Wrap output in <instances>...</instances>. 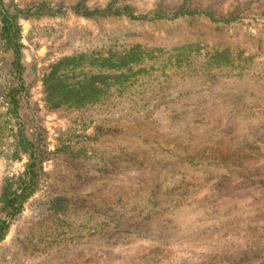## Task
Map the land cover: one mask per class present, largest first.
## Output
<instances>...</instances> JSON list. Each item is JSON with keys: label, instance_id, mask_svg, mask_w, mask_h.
Masks as SVG:
<instances>
[{"label": "rangeland", "instance_id": "1", "mask_svg": "<svg viewBox=\"0 0 264 264\" xmlns=\"http://www.w3.org/2000/svg\"><path fill=\"white\" fill-rule=\"evenodd\" d=\"M3 3L21 77L0 40V191L32 156L36 176L0 264H264V0ZM133 43L157 58L132 84L85 89ZM64 85L87 97L54 106Z\"/></svg>", "mask_w": 264, "mask_h": 264}, {"label": "trees", "instance_id": "2", "mask_svg": "<svg viewBox=\"0 0 264 264\" xmlns=\"http://www.w3.org/2000/svg\"><path fill=\"white\" fill-rule=\"evenodd\" d=\"M92 13L105 16L107 14V11L105 9H94ZM19 36L20 31L18 25L15 23V20L7 13L3 0H0V40L4 42V45H6L13 51V64L14 69L18 74V78L21 77V43L19 40ZM119 49L120 48L113 49L114 51L107 50L100 54L98 63L99 71L94 77V79L96 78L99 86L97 87L95 82H93L92 80V82L85 86V89L89 88V90L92 91L95 89L97 90L98 88L99 90L102 89V91L104 92L110 84L115 86L116 90L120 91L132 84V81L129 82V76L124 74L123 72L125 68L129 70V66H131L133 62H138L145 59L148 52L153 55V58H157V55L154 53L155 50H149V48L142 46L140 43L125 45L122 50ZM69 59V57H63L56 65H59L63 61H68ZM55 77V74L52 75L47 82L48 84H50L49 87L52 90H54L52 84L57 83L58 85H61L64 80L62 78L58 80V78ZM49 87H47V97L51 104H53L54 106L59 105L60 103H63L65 101H68L71 104L78 103L83 98L87 97V94L84 95V93L79 88L78 90H71L70 88H67V85L61 87L59 92L56 95H53L54 93L50 91ZM17 91L18 88H13L12 95L14 96V93ZM15 103H17L16 100ZM21 145L24 150L28 152L27 147L30 146L31 143L25 136H22ZM31 153L33 154V151H31L29 154ZM32 157V162L27 163V172H29L30 174L22 178L23 185L17 184L14 187L12 178H7L1 185L0 211L2 213H5V217L0 218V238H2L7 231L9 220L11 219V217L21 211L24 200L32 193L30 188L32 187V184L34 182V176H36V171L34 169V156Z\"/></svg>", "mask_w": 264, "mask_h": 264}]
</instances>
